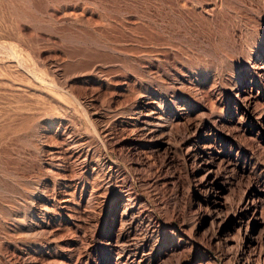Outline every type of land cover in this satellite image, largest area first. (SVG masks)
<instances>
[{"label": "rangeland", "instance_id": "obj_1", "mask_svg": "<svg viewBox=\"0 0 264 264\" xmlns=\"http://www.w3.org/2000/svg\"><path fill=\"white\" fill-rule=\"evenodd\" d=\"M188 2V8L193 6L192 9L181 10L182 15L177 18L175 0H0V122L15 107L33 104L32 85L21 70L35 67L43 74L45 67L54 63L60 65L61 70L74 71L84 63V59L77 56L83 50L63 40L62 35L74 33L72 31L90 34L94 29L90 27L92 22L99 24L103 17L124 23L125 35H117L116 27L112 29L114 32L103 35L110 43L122 39L121 43L113 45L117 51L106 54L104 65L97 64L105 75L104 83L88 89L81 77L68 78L69 86L65 91L68 100L73 102L68 109L61 110V132L75 125L83 136L95 134L81 112L80 106L85 104L90 113L101 116H108L110 110H131L124 124L131 131L138 129L143 121L139 112L147 94L151 107L153 101H160L159 111L167 110L166 106H171L176 99L188 100L186 84L181 90L173 83L177 73H185V82L191 78L192 91L198 90L204 100L194 105L189 101L191 112L184 111L186 115L179 118L181 120L174 119L164 148L154 150L146 143L147 139L143 140V148L135 151L146 157L145 161L137 160L136 153L130 154L125 147L110 154L125 179L118 176L112 181V194L96 211L86 205L83 197V205L61 209V191L51 193V185V190L44 194L46 197H41L37 183L42 173L50 176L56 171L33 163L43 161L44 157L38 153L37 159L31 148L20 141L19 136L26 133L25 125L16 136H10L5 147L8 161H13L11 166L18 176L11 179L0 171V184L5 187L3 191H7L0 192V204L14 206L15 201L19 202L15 215L43 225L46 232L40 235L39 231L35 232L28 246L23 234L14 229L12 218H3L0 264H264V222L256 228L254 239L247 237L255 226L250 215H246L250 211L245 206L247 198L253 196L255 213L259 217L263 213L264 218V133L257 126L260 112L249 113L241 108L240 100L244 95H239L238 101L234 91L238 89L240 94L251 91L259 105L257 110L260 106L264 108V53L258 52L264 49V0ZM80 5L87 6H82L84 18H81L82 24L73 26V17L68 13ZM90 18L92 21L88 20ZM241 30L251 35L255 45L258 43L248 67L237 61ZM10 49L13 57L9 55ZM188 63H193L191 72L187 70ZM230 67L235 72L233 76L229 75ZM139 70H146L147 74H139ZM166 70L170 71L169 75ZM42 111L48 113L46 109ZM172 111L168 113L175 117V110ZM200 127H205L207 133L203 143L198 145L194 134ZM117 129L112 127V133L117 134ZM70 138L74 139V135ZM187 150L193 155L191 161L184 159ZM201 157H205L207 163H214L217 169L220 193L215 198L199 184L205 173V166L199 163ZM183 168L196 173V177L187 182L180 176ZM29 183L34 187H29ZM27 189H33L38 197L35 201H41L31 212L23 207L27 202L23 198ZM76 195L78 200L80 192ZM45 198L51 203H43ZM215 201L222 206L216 208ZM105 213L109 227L107 231L101 230L100 235L96 228ZM224 217H236V220L225 233L218 235V226ZM226 236L231 239V249L216 245L218 237ZM255 241L257 243H252ZM247 243L256 249L248 248ZM60 245L61 250L54 248Z\"/></svg>", "mask_w": 264, "mask_h": 264}, {"label": "bare ground", "instance_id": "obj_2", "mask_svg": "<svg viewBox=\"0 0 264 264\" xmlns=\"http://www.w3.org/2000/svg\"><path fill=\"white\" fill-rule=\"evenodd\" d=\"M57 1H61V0H57ZM189 4L190 3L188 2V0H175L176 7H174V8L177 10V16H176L177 18H178V16L181 17V15H182L181 10L184 12L188 11V9L190 8ZM82 6H81V8H79L78 6L74 7V8H72L71 13H68V15L70 14V17H73V20H71V24L73 26L74 25L76 26L78 24H82L81 18L84 16L83 14L85 13V10H84L85 8H82ZM85 7H87V6H85ZM192 7H191V9H192ZM206 8H207V6H206ZM191 9H189V10H191ZM203 9L206 10L205 7ZM194 10L195 9H193V11ZM198 10L200 11L201 9H198ZM200 13H201V11H200ZM186 14H188V16H189V13H186ZM190 15H191V13H190ZM64 16H66V15L64 14ZM88 20L92 21L91 18ZM61 21H63V20H61ZM246 21H248V20H246ZM67 22H69V21H67ZM123 24L121 22H118V21H113L108 17H103V20L101 22H99V24H96V22L94 23V21L92 22L90 27L91 28L94 27V29L90 32V34L89 33L84 34L83 32H82L83 34H78V33H75V31H72L74 33H65L64 35H62L63 40L70 42V43H73V45L76 44L80 48H82L83 51L80 52V54L77 56H79V58L81 57L84 59L83 65H81L80 67H76V69L72 72H68L65 70H61L59 68L60 65L58 67V65L55 66V65H53L54 64L53 63V64H50L46 67L44 66L45 69L43 71V74H40L41 71L39 69L37 70L35 67H33V68L31 67L32 68L31 70L24 68V71L21 70L22 74L25 75L27 81H29V83L32 85V88L34 91V93L32 92L33 93V95H32V97H33L32 103L33 104H30L29 106L26 105V107L24 106L25 108L23 106L20 107V105H19V106L15 107V109H13L14 111L12 113H10V115L5 114L7 117L5 115L4 116L2 115L3 117L1 116L2 118H1V122H0V171L3 172L5 175H7V177H9L11 179L18 176L15 168L12 169L11 164L13 161H8V159H10V158L8 157V153L6 151L7 147H5V145L7 144L6 141L9 138H11L12 135L16 136V134L19 131H21L25 125L24 129H25L26 133L25 134L23 133L22 135L19 136L20 141L24 144H27L31 148L33 153L36 154V158H37L38 153L41 154V157L42 156L44 157L43 161L41 159V161H34L33 163L39 164V165H41V167L43 165H46L47 167H50V169H49L50 171H51V169H52V171H56L54 174H51L50 176H44L42 173L41 178H40V182L37 183V186L40 187V189H41V192L39 191L40 194H43L40 196L46 197V196H44V194L49 189V185H51V187H52L51 193L57 194V192L61 191V198H60L61 199L60 200V206H61L60 208L61 209L71 208V205H73L74 207H78L80 205H83V204H81V202H83V201H81V197H83L84 198L83 200H86V205L89 208H92V210L95 209V211H96V207L100 204L103 205V202L107 200L108 195L110 193L112 194V192L114 190V188L112 187V181L115 178H117L118 176H120V178L122 177V179H125L122 171L112 162L110 154L114 153L115 149L117 150V148L120 149V148L125 147V148H127V150L129 151L130 154L136 153L135 156L137 157V160L145 161L146 157H144V156L141 157V155H138L137 152L135 151L137 148L138 149L143 148L142 147L143 140L147 139L146 143L148 142L149 146L151 148H153L154 150L155 149L160 150L162 147L164 148V145H167L168 137H169L168 135L170 133V129L173 126L174 119L175 118L179 119L186 112H188V114H189V112H191L190 107H189L190 106L189 101H191V102L193 101L192 105H194V103L197 104L196 102L204 101L202 99V97L199 95L200 93L198 94V92H197L198 90L192 91L193 89H191V86H194V82L192 81V79L190 78L187 82H185V80L183 78L184 76H186L185 73H183V72L180 74L177 73L176 76L174 75V79H172L173 83H175V85H177V88L181 89V90L183 88H185V84H186V86H187L186 88H187V91L189 93L188 94V100L184 102L182 99H176L175 102L172 103V105H171L172 108H170L171 106L168 105V106H166L167 110L159 111L157 109V107H159V103H158V102H160L159 100L153 101L154 102L153 107H151L150 106V105H152V104H150L151 102L150 103L148 102L149 95L147 94L146 97L143 96L145 99L142 101V106H141V110H140L141 112H139L141 114L140 116H142L143 121L141 122L138 129L131 131V130L127 129V126H125L126 124H124L125 123L124 119H126L131 114V112H130L131 108L129 109L130 111H128L122 107H121L122 109H119L116 111H111L109 109L110 111H109L108 116H101L102 114L98 115V113L97 114H95L93 112L90 113V108L88 107V104L80 106V104L76 100L78 107L80 106V108H81L82 114L85 115V117L87 119L88 127L91 126L90 129H92V127H93L95 129L94 130L95 134L91 133L89 135L83 136L82 132H80V129L74 127L75 125L69 129H64L61 132V120H62L61 119V114H62L61 110L68 109L70 106L69 103H71V101H72V100H68L69 99L67 96L68 94L65 91L66 86L68 85L67 84L68 78L70 76H72V77L79 76V78L81 77L80 80H82V82L87 85V88L89 87L90 89H92L95 85L99 86L101 82L104 83L105 82V78H104L105 75L103 76V72H101L100 66L104 65L105 57H106L107 53L117 51L113 45L117 44L119 39H118V41L116 40L117 42L112 41L110 43V42H107L108 37H107V39H105V37H103V35H106L107 33H110V32H114L112 29H115V27L117 28L116 29L117 33H118L117 35H121L122 33L125 35L124 32H126L125 30L127 27L124 28ZM130 25H132V24L130 23ZM87 26H88V24H87ZM162 26L163 25L161 24L160 27H162ZM86 29H89V28H86ZM62 30L66 31V29H64V28ZM70 30H69V32H71ZM142 31H144V30H142ZM66 32H68V31H66ZM144 33H146V32H144ZM158 35H159V33H158ZM236 35H238V34H236ZM111 36L112 35H110V37ZM144 36H146V35H144ZM113 38L115 40V37H113ZM111 40H109V41H111ZM121 40L122 39H120V41ZM235 41L236 40H234L233 42H235ZM257 45H258V43L255 45V41L252 40L251 35L248 34L247 31L241 30L240 35H239V45H238L239 48H238V52H236L237 59H238L237 61H238V63H240V65H242L244 67H248L246 65H248L250 63V60L252 59V53L255 52L254 51L255 48L257 49ZM76 48H78V47L76 46ZM91 51L96 55L91 53ZM122 52L123 51H121V53ZM258 52L264 53V49L260 48L258 50ZM9 55H10V57L11 56L13 57V55H14L13 50L10 49ZM257 55H258V53H257ZM20 63H21V61H20ZM20 63H16V64H20ZM135 63H137V62H135ZM97 64H99L100 66H97ZM142 65H139V66H142ZM22 67H24V66H22ZM22 67H21V69H23ZM104 67H106V66H104ZM143 67H144V65H143ZM67 69H69V67ZM187 70H188V72H191L194 70L193 63H188V69ZM138 73L139 74H147L146 70H143V71L139 70ZM169 73H170V71L168 70L166 72V74L169 75ZM234 73L235 72L230 67L229 68V75L233 76ZM232 86H230V88ZM262 86H264V85H262ZM9 87H10V85H9ZM13 87H14V85H13ZM228 88H229V86H228ZM237 88H239V87H237ZM9 90H11V89H9ZM234 91H235L236 97H238L239 95H244L242 100H240L241 108H244L249 113H255L258 111L260 112V116L257 118L258 119L257 126L259 127V131L264 133V121H263L264 120V108L260 106V109L257 110L259 105H258L257 99L255 97H253L252 94L250 93L251 91L245 92L244 90L241 89V91H244L242 94H240L241 92H240V90L238 91V89L237 90L234 89ZM137 94H135V95H137ZM239 99L240 98L238 97V101H239ZM8 104H9V102H8ZM15 104L17 105V103H15ZM203 106H201V110L203 109ZM138 107H140V106H138ZM45 109L48 112L47 114L42 113L43 112L42 110H45ZM192 109H194V107ZM172 110H175L174 111L176 113L175 117H172L171 114L169 115V113H168ZM184 111H185V113H183ZM179 120H181V119H179ZM179 120H177V121H179ZM4 121H7L8 123L6 124V123H4ZM185 121H187V120H185ZM68 127H70V126H68ZM112 127L119 128V130L117 129L119 132L117 131L118 132L117 134H115V133L113 134L112 133ZM206 133H207V130L205 129V127L197 128V130L194 134L195 135L194 138L198 142L197 143L198 145L203 143V140H204L203 138L206 137ZM69 134L74 135V139H71V138L69 139V137L71 136ZM192 158H193V155H192L191 151L187 150L184 153L185 161H191ZM199 161H200L199 162L200 164L205 166V170H204L205 173H204V175H202V180L200 181L199 184L201 185V187H204L207 190V192H210L214 196L213 198H215L216 195L217 194L219 195V193H220L219 182H218V173L216 171L217 169H215V167L213 166L214 163H213V165H212V163H207L206 162L207 160L205 157H201V159ZM33 169H34V167H33ZM42 169H43V167H42ZM36 176H37V174L35 175V177ZM38 176H40V175H38ZM180 176L183 177L187 182H190L191 179L193 180L196 177V173H194L193 171H188L186 168H183V172L181 173ZM37 178L39 179V177H37ZM89 178H92L91 181H87ZM33 180H35V179H33ZM58 180H60V181H58ZM30 185H29V187L33 186L32 184H30ZM4 189H5V187H3L0 184V192H2V194L4 192H7V191H3ZM51 189H49V190H51ZM101 189L102 190L104 189V193L102 192ZM32 190H28V189H27V191L25 190V197H23V198H25L24 200L27 201V202H25V205H23V207H24V209L30 210V212L32 211L33 207H35V206L39 205V203H41V201L39 202L38 199H36V201H35V198L37 196L35 197V193ZM77 191L80 192L78 200L75 199V196H77L76 195ZM51 196H52V194H51ZM53 197H54V195H53ZM221 198H223V197H221ZM44 201L45 202H43V203H48V202L51 203L50 202L51 200L48 201L47 198H45ZM0 202H1V200H0ZM37 202H38V204H37ZM18 203L16 204V201H15L14 206H8L7 204H6L7 206H5V205L3 206L0 204V230L2 229V221L1 220H3V218L4 219L12 218V220L15 223L14 229L17 232H19L20 234H23L24 242H26V245L30 246L32 243V237H33V235L35 236L34 233L38 232V231H39V235L41 233H45L46 228L43 225L42 226L38 225L37 222L36 223L33 221L27 222V221L20 219V217L18 218V216L15 215L19 211V209H18L19 204ZM214 204H215L216 208H219L220 206H222V204L220 202H217V201H215ZM245 206H246V210L249 209V211H250V213H246V215L247 214H248V216L250 215V220L253 222L252 226H255V230H253V232L248 231L249 235L247 234L248 235L247 237L254 239L256 228H258L262 224V222H264L263 221L264 218L261 217L263 215V213L262 214L260 213L261 214L260 217L257 216V214L255 213L256 212V206L254 204L253 196L247 198ZM34 214H36V213H34ZM14 216H17V218H15ZM25 216H26V214H25ZM101 219H102L101 224L96 228V233H98L100 235H101V230L107 231L108 227H109L108 226L109 225L108 216L106 213H105V215H102ZM26 220H28V219H26ZM235 220H236V217H234L232 219H226V217L221 218V221H220L219 226H218L219 227L218 228V235H220L221 233H225V229L227 227L229 228L231 226L232 222H235ZM250 220H248V221L250 222ZM6 222H4V223H6ZM42 222H44V221H42ZM50 233L51 232H49V234ZM244 233L246 236L245 231H244ZM36 235H38V234H36ZM10 236H11V233H10ZM52 236H53V234H52ZM247 237H245V238H247ZM42 240H45V239H42ZM21 241H23V240H21ZM37 243H40V241H38ZM252 243H257V242L255 241ZM216 245L218 247L219 246L220 247H226L227 249L232 248V246L230 247L231 239L227 236L222 238V239L220 237H218L216 240ZM246 246H248V248H250V249H253L255 247L251 243H247ZM49 248H51V247H49ZM54 248L56 250H61V245L56 246ZM254 249H256V248H254ZM29 254H31V252H29Z\"/></svg>", "mask_w": 264, "mask_h": 264}]
</instances>
